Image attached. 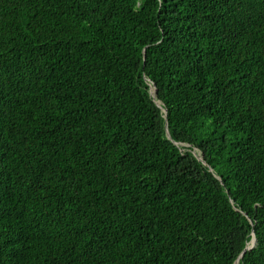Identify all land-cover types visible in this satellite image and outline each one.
<instances>
[{"label": "trees", "instance_id": "trees-1", "mask_svg": "<svg viewBox=\"0 0 264 264\" xmlns=\"http://www.w3.org/2000/svg\"><path fill=\"white\" fill-rule=\"evenodd\" d=\"M253 237L240 264L264 0H0V264H234Z\"/></svg>", "mask_w": 264, "mask_h": 264}, {"label": "water", "instance_id": "water-1", "mask_svg": "<svg viewBox=\"0 0 264 264\" xmlns=\"http://www.w3.org/2000/svg\"><path fill=\"white\" fill-rule=\"evenodd\" d=\"M155 93H156V89L154 90V93H152V94L155 95ZM158 105H159V103H158ZM162 108H163V107H162ZM163 109H164L165 112L167 113V109H166V108H163ZM200 159H202V158L200 157ZM255 242H256V238L254 237V243H253L249 248H248V247H245V249L243 250V252L239 255V257H238L237 260L235 261V263L239 260V258H243V255H244L245 251H246L247 249L252 248V247L254 246Z\"/></svg>", "mask_w": 264, "mask_h": 264}, {"label": "bare ground", "instance_id": "bare-ground-1", "mask_svg": "<svg viewBox=\"0 0 264 264\" xmlns=\"http://www.w3.org/2000/svg\"><path fill=\"white\" fill-rule=\"evenodd\" d=\"M160 103V102H159ZM169 130V129H168ZM254 243V238L251 239L250 242H248L247 246L246 247H250L252 244ZM236 264H239V260L236 262Z\"/></svg>", "mask_w": 264, "mask_h": 264}, {"label": "clouds", "instance_id": "clouds-1", "mask_svg": "<svg viewBox=\"0 0 264 264\" xmlns=\"http://www.w3.org/2000/svg\"><path fill=\"white\" fill-rule=\"evenodd\" d=\"M254 238V237H253ZM237 260V259H236ZM240 260H241V258H239V264H240ZM234 264H236V263H234Z\"/></svg>", "mask_w": 264, "mask_h": 264}]
</instances>
